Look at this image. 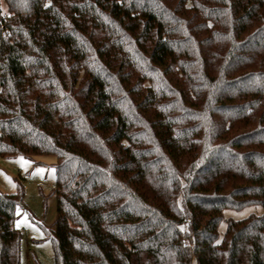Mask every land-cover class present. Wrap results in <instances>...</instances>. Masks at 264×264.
<instances>
[{
	"label": "trees",
	"instance_id": "trees-1",
	"mask_svg": "<svg viewBox=\"0 0 264 264\" xmlns=\"http://www.w3.org/2000/svg\"><path fill=\"white\" fill-rule=\"evenodd\" d=\"M4 2L0 157H55L56 264H264V213L219 234L264 207V0Z\"/></svg>",
	"mask_w": 264,
	"mask_h": 264
},
{
	"label": "rangeland",
	"instance_id": "rangeland-1",
	"mask_svg": "<svg viewBox=\"0 0 264 264\" xmlns=\"http://www.w3.org/2000/svg\"><path fill=\"white\" fill-rule=\"evenodd\" d=\"M4 12L7 6L2 0ZM35 162H40L36 164ZM54 156L0 157V224H4L7 242L1 249L3 264H56L51 230L57 217V174ZM18 180L24 185V198H18ZM264 213L262 205L242 209H225L219 224L220 239L227 230L229 219L242 220L252 214ZM186 229L185 226H182Z\"/></svg>",
	"mask_w": 264,
	"mask_h": 264
},
{
	"label": "crops",
	"instance_id": "crops-1",
	"mask_svg": "<svg viewBox=\"0 0 264 264\" xmlns=\"http://www.w3.org/2000/svg\"><path fill=\"white\" fill-rule=\"evenodd\" d=\"M0 202H1V205H4L5 203H8L5 199V197H0ZM11 245V244H10ZM12 246V245H11ZM3 257V256H2Z\"/></svg>",
	"mask_w": 264,
	"mask_h": 264
},
{
	"label": "built area",
	"instance_id": "built-area-1",
	"mask_svg": "<svg viewBox=\"0 0 264 264\" xmlns=\"http://www.w3.org/2000/svg\"><path fill=\"white\" fill-rule=\"evenodd\" d=\"M10 33H9V31L8 30H4V35L5 36H8Z\"/></svg>",
	"mask_w": 264,
	"mask_h": 264
}]
</instances>
